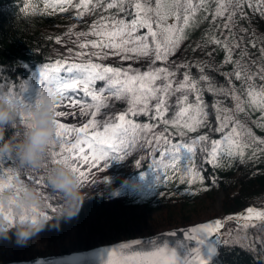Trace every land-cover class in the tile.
<instances>
[{"label":"snow or ice","instance_id":"6c2138e0","mask_svg":"<svg viewBox=\"0 0 264 264\" xmlns=\"http://www.w3.org/2000/svg\"><path fill=\"white\" fill-rule=\"evenodd\" d=\"M65 6L74 7L77 18L98 9L106 14L98 15L86 31L74 32L75 25H71L65 35L76 37L79 51L69 47V55L40 66L39 89L50 85L60 96L52 105L55 127L49 141V163H64L83 185L95 167L108 166L109 158L123 160L126 153L141 148L152 157V166L165 172L162 177L157 174V184L161 179L166 182L170 174L172 179L193 185L205 179L195 163L197 152L213 166L231 163L235 156L245 160L255 159L257 153L264 155V136L257 135L246 123L250 110L259 109L264 114V32L257 36L260 26L254 22L256 13L264 19V0H95V4L89 0L75 4L73 0H44L43 10L63 11ZM24 7L37 10L29 3ZM248 8L253 14L247 12ZM208 14L212 17L209 29L202 42H194L195 50L215 45L204 51L207 60L195 56L173 59L189 28L197 26L201 18L207 19ZM89 34L95 38H88ZM54 39L60 41L62 37L56 35ZM256 43L260 45L258 55L252 50ZM219 50L224 57L217 62L214 53ZM113 56L127 63L113 66L101 62ZM137 62L139 66H134ZM214 73L224 79L219 80ZM25 88V81L17 84L7 77L0 85V93L16 102L17 119L22 124L29 123L30 115L24 110ZM205 92L213 96L211 105L204 98ZM120 103H126V108L115 110ZM210 109L216 115L215 125ZM129 114L146 115L148 120L139 122ZM69 116L86 122L78 126L62 122L61 118ZM262 122L264 115L257 121L264 129ZM200 128L208 131L189 135ZM212 132L221 135L212 138ZM105 180L108 183L109 178ZM25 184L42 191L43 210L30 206L17 212L10 196L7 206L0 204V215L9 222L17 215L35 219L41 214L51 219L49 213L58 205L51 202L45 177L30 169L18 170L14 159L0 156V191L19 192ZM105 194H109L108 188ZM224 221H236L237 231L243 226L239 239L247 243L245 250L255 253L256 264H264V207L249 206L220 219L194 224L185 228V235L203 243L204 237L216 234ZM16 246L11 237L0 239L2 252L13 251ZM105 251L107 264H208L217 249L209 245V255L205 256L198 244L190 254L181 256L177 247H170L166 241L157 243L155 236H149L124 240L93 255ZM67 260L54 257L50 264H66ZM73 260L78 264L80 257L76 255Z\"/></svg>","mask_w":264,"mask_h":264},{"label":"trees","instance_id":"16d2710c","mask_svg":"<svg viewBox=\"0 0 264 264\" xmlns=\"http://www.w3.org/2000/svg\"><path fill=\"white\" fill-rule=\"evenodd\" d=\"M89 2L95 4V0H89ZM101 2L108 3L109 0H101ZM26 3L32 4L37 10H26L24 7ZM43 9L44 0H0V85L3 84L5 77L17 84L20 80L27 84L31 80L32 69L52 59L61 58V55L53 56L50 49L59 30H54L52 25L55 20L59 19L60 12L51 8ZM247 12L253 14L251 8H248ZM93 14L98 16L106 13L98 9ZM211 22V14H208L207 19L201 18L197 26L189 28L187 38L183 40V57L192 58L195 56L207 60V57L203 55L204 51L214 49L215 45L210 44L201 50H195L194 42H202V36L209 29ZM254 22L260 26V31L257 32V36H259L261 32H264V19L260 17L259 13H256L254 14ZM259 47V43H256L252 48L257 55L259 54L257 52ZM223 57L224 52L222 50L214 53V59L217 62ZM226 67L230 68L231 64ZM191 71L193 74L196 73L195 66L192 67ZM214 74L219 80L224 79L218 73ZM204 98L209 105L212 104V94L205 92ZM261 115L264 114L259 109L250 110L246 123L257 135L264 136V129L257 123ZM129 116L138 121L145 122L148 120L146 115L140 118L132 116V114ZM210 119L211 123L215 125L216 115L211 109ZM206 131H208L207 128H200L193 130L189 135L201 134ZM9 132L8 129L4 128L5 137L9 135ZM210 135L212 138H219L221 133L212 132ZM175 138L179 139L178 136ZM246 155L250 156L251 154ZM0 156L9 157L8 153L0 154ZM151 162L152 157L147 155L139 170L129 175V180L135 187L133 194L127 200V204L146 202L154 208H169L168 213L173 212L171 217L175 218L173 222L176 223L184 224L195 220L198 212L194 206L189 207L188 205L201 192L210 189L211 185L224 191L221 202L224 216L238 212L264 196V155L260 153L256 154L255 159L241 160L239 156H235L231 163L213 166L210 162L203 160L202 154L197 152L195 163L200 166L199 170L205 179L203 182H194L193 185H188L186 181L172 179L170 174L166 182L161 179L157 184V174L162 177L165 172L163 169H155ZM182 163H187V161H182ZM105 198V195L94 196L92 201L82 203L78 213L82 215L86 212L84 210L87 212L96 211ZM225 241L228 242L225 243ZM246 248L247 243L244 241L224 240L216 260L211 264H256L255 253L249 254L245 250Z\"/></svg>","mask_w":264,"mask_h":264},{"label":"rangeland","instance_id":"374dc122","mask_svg":"<svg viewBox=\"0 0 264 264\" xmlns=\"http://www.w3.org/2000/svg\"><path fill=\"white\" fill-rule=\"evenodd\" d=\"M74 13H64L59 22L55 21V24L64 27V31L61 35L62 39L60 41H55L52 45L53 53L61 52L64 55H69L66 51L69 47L79 51L78 44L75 43L76 37L74 35L65 34L68 32L71 25H75V28L73 29L74 32L82 30L86 31L87 27L91 26L94 19L91 17V14L87 12L84 16L79 18L75 17ZM79 21H83L85 24H80ZM88 38L95 37L89 34ZM180 48L173 54V59L181 57ZM113 59H117V57H108L106 61L101 62H107ZM122 63L127 62H121V64ZM134 66H139V63L137 62ZM39 69L40 68H37L33 71V80L31 84L26 86L25 91L23 92V96L25 98L24 110L26 112H28L33 104L37 102L45 88L39 89L41 87ZM0 96L9 100V98L3 93H0ZM9 101L15 103L16 112L14 118L7 122L4 125V128L6 127L10 130L8 137H13L15 139L24 134L28 124H22L18 121L17 104L13 100ZM119 107L125 109L126 103L116 104L115 110ZM60 110L69 111L67 108H61ZM61 119L62 122L65 123H76L77 126L81 122H86L76 116H69ZM145 153L146 151L144 149L137 148L129 153H126L123 160H114L109 158L108 166L106 168L103 164L95 167L92 176L89 177V179L83 184L84 190L88 193V197L85 200H88L94 193L105 192L108 188V198L104 202L102 209L98 208L95 213L84 214L82 216H79L78 213L75 217L68 221H61L59 223V227L45 228L38 236L34 237L28 243L17 244L13 251L6 253L0 251V261L29 258L38 254L44 255L54 252L84 248L98 243L110 242L123 237L149 234L153 231L171 226L169 221L170 219L172 220L175 218L171 217V213L173 212L168 213L170 211L169 208L159 210L158 208H151L145 204L123 207L121 205V200L124 198V194L113 190L114 187L122 183L121 181L124 180L127 173L135 168L137 165L135 161L140 160ZM11 154L16 162L18 170L30 169L38 174H42L45 177L49 165L48 151L45 154L44 163L40 169H35L20 161L19 157L14 152ZM105 175H108L109 178L108 183L106 184L98 180V177ZM46 191L52 197L51 202L58 205L60 199L59 194L51 191L49 186ZM111 192H115V195H111ZM222 197V189L211 188L208 192L202 193L200 196L191 201L188 206H194L198 212L196 213L199 214L198 217L201 219L208 217L220 219V216H222ZM253 207H264V202L260 206ZM49 214L52 216L54 212L50 211ZM49 222L55 223V221L51 219ZM227 224L228 223L225 225L226 227L223 225L224 234H227ZM232 226H235V224L232 225L230 223L229 228ZM9 237L14 239L12 236Z\"/></svg>","mask_w":264,"mask_h":264},{"label":"clouds","instance_id":"9594fccd","mask_svg":"<svg viewBox=\"0 0 264 264\" xmlns=\"http://www.w3.org/2000/svg\"><path fill=\"white\" fill-rule=\"evenodd\" d=\"M59 100V94L50 85L46 86L37 102L28 110L29 123L24 134L14 139L4 136V125L14 118L16 105L0 96V154L14 152L20 161L40 169L55 127L52 105ZM105 177L108 175L98 177V180L106 184ZM45 179L49 189L58 193L60 198L51 216L55 223L49 222V215L38 214L35 219L17 215L11 222L0 215V239L12 236L17 244H26L45 228L59 227L61 221H68L78 214L88 193L77 175L64 163L56 162L49 163ZM10 196L14 197V208L17 212L30 206L37 209L45 207L42 191L32 184H25L19 192L0 191V204L7 206Z\"/></svg>","mask_w":264,"mask_h":264},{"label":"water","instance_id":"95a60500","mask_svg":"<svg viewBox=\"0 0 264 264\" xmlns=\"http://www.w3.org/2000/svg\"><path fill=\"white\" fill-rule=\"evenodd\" d=\"M208 220L199 221L193 224H189L177 228L174 227L171 229H166L148 236L131 237L127 239L114 241L111 243L96 245L86 249L73 250L65 253H56L46 256H36L30 260H18V261H13V262L11 261L1 264H50L51 259L54 257H67L68 260L66 261V264H75L73 257L76 255L80 257L78 264H102V261L103 264H107L108 257L106 251L103 253H99L97 255H93V253H96L98 249H107L112 245L122 242L124 240L146 239L149 236H155L157 243H164L166 241L170 247H177V251L181 256H183L185 253L190 254V249L197 247L198 244L201 249L202 255L208 256L209 245H214L217 249V244L220 239L219 232H217L211 237H204L203 243H200L195 239H192L191 237L185 235V228L191 227L192 225L197 223H206ZM178 241L181 242L179 246L177 245ZM214 255L215 254H213L212 257ZM211 259H209V261Z\"/></svg>","mask_w":264,"mask_h":264}]
</instances>
